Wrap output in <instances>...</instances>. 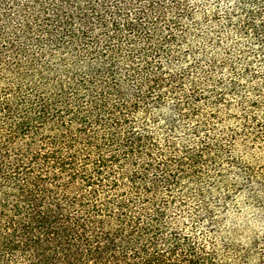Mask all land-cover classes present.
Returning <instances> with one entry per match:
<instances>
[{
    "label": "trees",
    "instance_id": "16d2710c",
    "mask_svg": "<svg viewBox=\"0 0 264 264\" xmlns=\"http://www.w3.org/2000/svg\"><path fill=\"white\" fill-rule=\"evenodd\" d=\"M257 64L264 0H0V264H264Z\"/></svg>",
    "mask_w": 264,
    "mask_h": 264
},
{
    "label": "rangeland",
    "instance_id": "374dc122",
    "mask_svg": "<svg viewBox=\"0 0 264 264\" xmlns=\"http://www.w3.org/2000/svg\"><path fill=\"white\" fill-rule=\"evenodd\" d=\"M224 5V4H223ZM258 68L261 67L262 72H264V68H262L263 65L260 66V64H257ZM256 67V63H255ZM257 68V67H256ZM260 82L261 91L256 92L257 95H252L251 97L257 98L261 101H263L264 105V75H262ZM243 84H245L248 88L255 86L256 82L255 80L251 79L247 81V79H244ZM257 86V85H256ZM249 88V89H250ZM261 115L264 114V111H259ZM258 148H254L252 150V154L249 155L248 160L251 162V164L255 165L257 168H261V165L264 166V159H256L259 156ZM237 154H240V151H236ZM264 196V195H263ZM248 193L243 192L238 195V204L241 207L239 210H236L234 208L230 213V221L228 223L229 226L233 224V222L237 224H241L242 226H246L248 230H255L258 232L259 235L264 236V210L261 208V206H258L257 204L250 203L248 200Z\"/></svg>",
    "mask_w": 264,
    "mask_h": 264
}]
</instances>
